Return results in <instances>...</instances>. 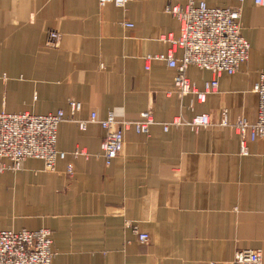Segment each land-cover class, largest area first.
I'll use <instances>...</instances> for the list:
<instances>
[{
    "label": "crops",
    "instance_id": "crops-1",
    "mask_svg": "<svg viewBox=\"0 0 264 264\" xmlns=\"http://www.w3.org/2000/svg\"><path fill=\"white\" fill-rule=\"evenodd\" d=\"M187 2L133 0L122 9L98 0H0V113L71 117L73 100L82 104L77 120L109 112L137 120L150 110L156 122L149 135L128 130L110 166L99 124L86 131L73 121L59 125L57 150L66 157L56 172L34 159L0 172V231L50 229L53 264H231L244 249L264 255V139L247 142L243 155L241 137L221 125L224 111L231 121L258 119L253 89L264 72V5L242 4L249 59L200 103L179 94L177 72L166 62L146 69L148 56L171 52L161 37L180 36L181 24L166 8ZM54 31L60 38L51 45ZM186 76L199 91L213 77L194 66ZM201 114L212 126L164 130ZM129 223L149 241L141 243Z\"/></svg>",
    "mask_w": 264,
    "mask_h": 264
},
{
    "label": "built area",
    "instance_id": "built-area-1",
    "mask_svg": "<svg viewBox=\"0 0 264 264\" xmlns=\"http://www.w3.org/2000/svg\"><path fill=\"white\" fill-rule=\"evenodd\" d=\"M98 1L101 7L113 5L124 9L133 0ZM236 1L239 3L236 7H210L205 1L199 0H188L184 6L169 5L166 13L180 22V36L161 37V41L171 44V52L148 56L146 69H150L149 64L152 61L166 62L169 68L177 72L174 85L179 94H192L200 103L205 102L208 94L218 91L223 75L236 74L249 59L251 46L243 36L241 24L242 4L245 0ZM254 3L263 6L264 0H254ZM125 27L133 28L134 25L126 23ZM59 38V33L54 31L50 33L49 43L55 45ZM177 50L182 52L180 59H176L174 55ZM190 66L212 74V79L205 83L203 91H199L186 76ZM253 92L259 98L258 119L255 123L243 118L231 121L227 111L223 112L221 121L222 126L234 129L241 137L243 155H248L247 142L264 139V72L260 74ZM69 106L71 117H67L64 111L48 115L1 112L0 172H17L28 159L40 160L47 172H56L57 162L66 157L65 153L57 150L58 128L67 121L77 123L81 131H86L91 123H97L105 130L101 151L106 166H110L123 152L125 133L128 130L133 129L137 134L149 135L151 127L156 124L150 110L141 113L137 120L119 118L114 112H109L105 119H99L96 113H91L88 120L82 121L74 119V115L82 110V104L72 100L69 101ZM212 124L210 115L201 114L190 122L179 119L164 124V130L168 131L171 125H185L197 130ZM74 155L88 156L83 150H77ZM68 170L71 173L72 168L69 166ZM128 225L141 243L149 241V235L141 232L138 226L131 223ZM55 255L50 229L0 231V264H53ZM231 264H264L263 251H238Z\"/></svg>",
    "mask_w": 264,
    "mask_h": 264
}]
</instances>
